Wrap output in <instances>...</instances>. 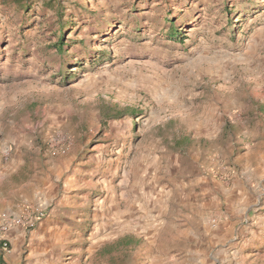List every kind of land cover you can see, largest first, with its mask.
<instances>
[{"label":"rangeland","instance_id":"obj_1","mask_svg":"<svg viewBox=\"0 0 264 264\" xmlns=\"http://www.w3.org/2000/svg\"><path fill=\"white\" fill-rule=\"evenodd\" d=\"M262 105L264 0H0V218L47 207L57 264H264Z\"/></svg>","mask_w":264,"mask_h":264},{"label":"crops","instance_id":"obj_2","mask_svg":"<svg viewBox=\"0 0 264 264\" xmlns=\"http://www.w3.org/2000/svg\"><path fill=\"white\" fill-rule=\"evenodd\" d=\"M55 217L54 214H49L34 229L29 231L20 228L12 231L11 251L6 253L0 250V264H5V262L8 264H57L58 261L52 259L56 257L58 259L61 246L65 244V238H67L70 227L62 221L56 220ZM151 219H154L152 221L153 227L160 225L157 217ZM113 225L116 231L114 230V234H109V237L113 236L115 239L122 237L146 238V232L144 231L148 228L146 226V229H144L145 227L140 225L139 222H128L124 217L118 216ZM25 239L28 242V249L25 258H23L22 247Z\"/></svg>","mask_w":264,"mask_h":264},{"label":"built area","instance_id":"obj_3","mask_svg":"<svg viewBox=\"0 0 264 264\" xmlns=\"http://www.w3.org/2000/svg\"><path fill=\"white\" fill-rule=\"evenodd\" d=\"M47 207L41 205L27 208L18 215H2L0 218V250L9 253L12 248L11 232L16 228L26 231L34 229L47 216Z\"/></svg>","mask_w":264,"mask_h":264},{"label":"trees","instance_id":"obj_4","mask_svg":"<svg viewBox=\"0 0 264 264\" xmlns=\"http://www.w3.org/2000/svg\"><path fill=\"white\" fill-rule=\"evenodd\" d=\"M179 34H180V32H178L177 30H173L171 32V34H170V37L177 38ZM58 45H59V50H62L63 49V46H64V41L63 42L62 41L59 42ZM261 110H262V112H264V105L261 106Z\"/></svg>","mask_w":264,"mask_h":264}]
</instances>
